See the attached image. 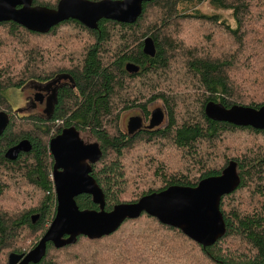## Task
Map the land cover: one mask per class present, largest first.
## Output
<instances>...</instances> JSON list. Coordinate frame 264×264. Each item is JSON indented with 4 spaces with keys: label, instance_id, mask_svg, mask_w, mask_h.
<instances>
[{
    "label": "trees",
    "instance_id": "trees-1",
    "mask_svg": "<svg viewBox=\"0 0 264 264\" xmlns=\"http://www.w3.org/2000/svg\"><path fill=\"white\" fill-rule=\"evenodd\" d=\"M58 1L32 3L53 8ZM204 1L151 0L135 22L101 19L96 29L72 18L47 32L0 22V111L11 114L0 136V264L3 252L29 250L36 241L20 248L18 236L28 230L38 239L55 210L50 126L38 116L11 113L6 93L58 73L71 76L75 89L60 92L50 121L74 125L99 144L91 176L106 210L170 185L195 186L230 161L240 183L220 200L226 229L211 245L142 212L99 238L79 235L59 248L49 242L36 264H264V129L206 113L208 104H264V0H208L229 10L233 23L199 11ZM146 37L153 56L142 51ZM126 63L138 71L128 72ZM157 101L163 124L134 134L121 129V112L137 109L148 118ZM21 138L31 142L30 151L8 160L6 148ZM76 202L98 208L89 194ZM35 211L40 215L32 224Z\"/></svg>",
    "mask_w": 264,
    "mask_h": 264
},
{
    "label": "water",
    "instance_id": "water-1",
    "mask_svg": "<svg viewBox=\"0 0 264 264\" xmlns=\"http://www.w3.org/2000/svg\"><path fill=\"white\" fill-rule=\"evenodd\" d=\"M148 1L151 0H59L51 8L34 5L32 0H0V22L13 21L31 31L47 32L59 22L72 18L96 29L101 19L135 22L143 3ZM142 51L148 56L154 55L155 46L150 37L144 38ZM125 68L128 72L138 71L133 63H126ZM206 113L219 120L264 129V104L258 108L230 109L208 104ZM164 117L161 108L152 110L149 127L159 125ZM8 122L9 114L0 111V135ZM140 124V118L131 122L134 128ZM49 148L54 159L56 214L36 244L26 253H10L8 264H36L44 257L48 242L59 248L75 242L79 235L99 238L114 232L125 219L137 218L142 212L180 229L203 246L213 244L225 233L220 200L240 183L234 161L220 174L205 177L195 186L170 185L135 202H121L106 210L104 194L91 176L90 163L94 164L102 154L99 144L84 142L75 128L70 127L53 137ZM30 149V142L23 139L9 147L5 157L15 160L21 151ZM81 194L91 195L98 208H80L76 197Z\"/></svg>",
    "mask_w": 264,
    "mask_h": 264
},
{
    "label": "flooded vegetation",
    "instance_id": "flooded-vegetation-1",
    "mask_svg": "<svg viewBox=\"0 0 264 264\" xmlns=\"http://www.w3.org/2000/svg\"><path fill=\"white\" fill-rule=\"evenodd\" d=\"M66 87H71V88L75 89V82H74L73 78L71 76H69L67 73L55 74L54 76L48 78L45 81L29 80L26 84H24L22 87L19 88L21 93L24 94L22 104H20V105L19 104L18 105H14V104H11V103L9 104V108L11 109V113H17V115L28 116V117L32 116V115L38 116L42 120H45L47 122V125L50 126L49 135L51 137H50V139H49V141L47 143L48 144L47 146H48V152L51 155V159L50 160H52V165H51V167L48 170V172H49L48 177H49V179L52 182H53V164H54V159H53V155H52V153L50 151V148H49V143H50V140L53 137H55L56 135L60 134L66 128L74 127L75 130L78 132L80 138H82L84 142H90V143L96 142V141L92 140V138H91V136L89 134H85L84 132L81 133L74 125H71V124L66 125L61 120H54L53 123H52V121H50V118L52 117L53 112H54L55 108L57 107V105H58V103L60 101V99H59L60 98V92L63 89H65ZM156 108H161L162 109V107L158 106V104H153V106L151 107V110H150V116L148 118L144 117L139 110L131 111V112H129L130 114H127V117L123 121V123L120 121V126L122 127V129L124 130V132L126 134H134V133H136L137 131H139L141 129H146V128L149 127L148 124H149V119L151 118V112H152V110H154ZM163 112H164V110H163ZM8 114H10V113H8ZM10 115H9V121H10V118H11ZM42 117H45V118H42ZM137 118L141 119V124H140L139 127L134 128L131 125V122L134 119H137ZM164 122H165V117H164V119L162 120V122L159 125L163 124ZM8 124H9V122H8ZM8 124H7V126H8ZM159 125H156V126H153V127H149V128L153 129L155 127H158ZM7 126L5 127V129L7 128ZM44 128H45V126L40 125V129L41 130H44ZM23 139L28 140L27 138H21V139L18 140V142L23 140ZM30 144H31V142H30ZM9 147H11V146H9ZM31 147H32V144H31ZM8 148H6V150ZM6 150H5V152H6ZM26 152H28V151H21L18 154V156L20 154L26 153ZM4 156H5V153H4ZM8 160H10V159H8ZM90 166L92 168L93 164L90 163ZM91 171H92V169H91ZM53 186H54V183H53ZM54 192H55V188H54ZM56 207H57V201H56V194H55V208H54L55 210H54V214L51 217V219H49V221L47 223H45L46 227L43 230L42 234L39 236V238L36 240V242L41 238L43 233L48 228L50 222L54 218V216L56 214ZM39 215H40L39 211L31 212L30 218H29L30 222L32 224H35L37 222L38 218H39ZM36 242L29 248V250L36 244ZM27 251H25V253ZM8 256H9V254H8ZM7 263H8V257H7ZM29 264H34V263H29Z\"/></svg>",
    "mask_w": 264,
    "mask_h": 264
},
{
    "label": "rangeland",
    "instance_id": "rangeland-1",
    "mask_svg": "<svg viewBox=\"0 0 264 264\" xmlns=\"http://www.w3.org/2000/svg\"><path fill=\"white\" fill-rule=\"evenodd\" d=\"M197 9L203 13H217L222 19H224L228 23L234 22L232 14L229 10L217 8L213 5H211L208 0L199 4L197 6ZM6 94L8 96L9 103L14 104V105L22 104L24 94L21 93V91L19 89L8 90ZM153 104H158V106H162V104L159 101H157ZM153 104H151V107L153 106ZM135 110H137V109H135ZM131 111H134V110L131 109L129 111L126 110V111L121 112L120 119H119V125H120V121L123 123V121L127 117V114H130L129 112H131ZM121 129H122V127H121ZM36 233L37 232H35V234H34L28 230H24L23 232H21V234L18 237L21 238L22 241H21V243H17L18 247L22 248V247H27L29 244H33L37 240L36 239L37 238ZM6 253L7 252H3L4 255L1 256L2 257L1 264H6L5 263L6 257H7Z\"/></svg>",
    "mask_w": 264,
    "mask_h": 264
}]
</instances>
